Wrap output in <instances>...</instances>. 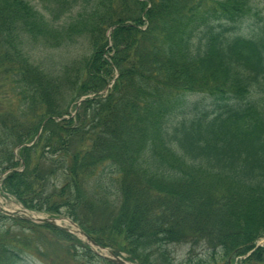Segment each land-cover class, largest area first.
I'll return each instance as SVG.
<instances>
[{
	"label": "trees",
	"instance_id": "trees-1",
	"mask_svg": "<svg viewBox=\"0 0 264 264\" xmlns=\"http://www.w3.org/2000/svg\"><path fill=\"white\" fill-rule=\"evenodd\" d=\"M39 1L50 18L0 0L16 100L0 115L2 191L133 264H264V0H85L69 23L80 0ZM80 39L87 57H32ZM21 223L75 264H115ZM29 243L4 229L0 264H22Z\"/></svg>",
	"mask_w": 264,
	"mask_h": 264
},
{
	"label": "rangeland",
	"instance_id": "rangeland-1",
	"mask_svg": "<svg viewBox=\"0 0 264 264\" xmlns=\"http://www.w3.org/2000/svg\"><path fill=\"white\" fill-rule=\"evenodd\" d=\"M30 3L41 13L46 14L48 18V13L44 10L42 3L39 0H30ZM86 5L85 0H80L79 6L76 8L75 11H73L72 14L68 15L65 18L64 23L72 22L73 19L79 17V14L81 12V7ZM264 5L261 6L263 8ZM52 37V36H51ZM44 41V40H42ZM40 41V42H42ZM43 43V42H42ZM32 52V57L36 58L39 55L44 57L45 55L52 56L53 64H59V62H71L74 60V58L77 57V55H80L78 59H81L83 57H87L90 55V42L88 40H77L75 43H71L67 46L58 48V49H52L50 46L43 47L42 44H39L38 47ZM6 59V58H5ZM3 57V54L0 50V115L3 114L6 111H9L13 107V103H15L13 100V97L11 96V88L10 83L7 81L6 75H8L10 68L8 67L7 59L5 60ZM49 62H46V64ZM56 73V72H54ZM77 102L73 103L72 107L70 108L71 112L73 113V110L75 109ZM60 180L62 179L61 175H59ZM4 179V176H0V233L4 231V229H9L11 236H19L22 238H29L30 243L28 246H23V250L25 251L24 259L22 264H75L73 263V254L71 250L69 249V245L64 242L57 241L51 237V235L43 234L40 230L34 229V232L31 231H24L22 227L23 225L21 223L22 220L29 221L35 225H39L38 223L32 222L31 220L27 219V215L22 213H16L14 216H9L4 212H1V208L12 212L15 209H19L24 211L25 208L19 204L14 197L10 196L9 194L2 191V181ZM29 216L35 215L42 218H51L50 216H47L46 214H37L34 212H29ZM5 217L12 218L10 219H4ZM56 218L58 221V224L67 229V232L70 234H73L75 239L79 240L81 244H86L88 246L89 243L86 241V239L80 235L77 234V229L73 227L68 221H71L65 217H53ZM14 219H17L15 221ZM14 220V221H13ZM72 222V221H71ZM75 224V223H74ZM80 230V229H79ZM258 245L263 246L264 240L260 241ZM93 248V247H92ZM106 251H101L99 248H93L94 252H98L102 254L103 256L110 257L108 251L110 250L106 249ZM188 247L184 245H174L170 247V251L172 252V256L177 262L183 261L186 259L187 253H188ZM203 252V249L199 248L196 250L197 254ZM122 258L126 259V256L124 254L120 255ZM84 258L79 257L75 259L76 264L82 262ZM240 261V259H239ZM83 264H90L86 261H83ZM95 264H103V263H95ZM239 264V262H237Z\"/></svg>",
	"mask_w": 264,
	"mask_h": 264
},
{
	"label": "water",
	"instance_id": "water-1",
	"mask_svg": "<svg viewBox=\"0 0 264 264\" xmlns=\"http://www.w3.org/2000/svg\"><path fill=\"white\" fill-rule=\"evenodd\" d=\"M1 211L6 213L7 215H11L13 216L15 213L13 212H9L7 210H4L3 208H1ZM23 213L25 215H27V219L35 222V223H40V224H50V225H54V226H58L60 228H63L61 227L59 224H58V221L56 218H42V217H38V216H29L28 214V211L24 210ZM73 227H75L77 229V234L84 237L86 239V241L89 243V245H91L92 247H97L96 244L93 242V240L87 236L84 232L80 231L79 228L77 227V225H75L73 222L71 221H68ZM65 229V228H63ZM67 230V229H65ZM101 251H107L103 248H100ZM101 257L115 263V264H129V262L125 261L123 258L121 257H118V256H115L113 254H110V257L108 256H103L102 254L98 253Z\"/></svg>",
	"mask_w": 264,
	"mask_h": 264
},
{
	"label": "bare ground",
	"instance_id": "bare-ground-1",
	"mask_svg": "<svg viewBox=\"0 0 264 264\" xmlns=\"http://www.w3.org/2000/svg\"><path fill=\"white\" fill-rule=\"evenodd\" d=\"M12 212H16V213H22L23 211L22 210H19V209H15V210H13ZM32 216H35V215H32ZM36 217V216H35ZM129 264H133V263H129Z\"/></svg>",
	"mask_w": 264,
	"mask_h": 264
}]
</instances>
